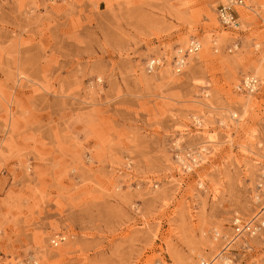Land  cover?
Segmentation results:
<instances>
[{"label": "rangeland", "instance_id": "obj_1", "mask_svg": "<svg viewBox=\"0 0 264 264\" xmlns=\"http://www.w3.org/2000/svg\"><path fill=\"white\" fill-rule=\"evenodd\" d=\"M222 1L0 0V264H196L254 215L264 0L235 30ZM246 77L257 92H236ZM223 256L264 264V230Z\"/></svg>", "mask_w": 264, "mask_h": 264}, {"label": "bare ground", "instance_id": "obj_2", "mask_svg": "<svg viewBox=\"0 0 264 264\" xmlns=\"http://www.w3.org/2000/svg\"><path fill=\"white\" fill-rule=\"evenodd\" d=\"M229 1H231V2H229ZM233 1L234 0H223L221 3H220V5L219 6H223V7H226V6H229V4H232V9L235 11V13H236V16H237V20H238V18H239V15H238V12H237V9L236 8H238V7H242L243 6V0H241L242 1V3L241 4H238V3H233ZM218 6V7H219ZM218 7H217V9H216V16L218 15ZM217 20H218V16H217ZM218 23H219V20H218ZM220 24V23H219ZM193 41L194 42H196L197 44V46H198V51L197 52H199L201 49H202V44L197 40V39H192V40H190L184 47H179V48H177L176 50H175V55L173 56L174 58L175 57H179V56H182L183 55V53H184V51L187 49V48H189V45L190 44H192L193 43ZM197 52H195V53H192V54H188L186 57H185V59H184V65H182V66H180V67H177L176 65H175V62H176V59L174 60V62H173V59H172V63H171V67H172V70H173V72L174 73H176V74H179V73H181L182 72V70L187 66V64H188V58L190 57V56H193V55H195ZM230 52H231V50H230ZM180 53V54H179ZM151 62H154V63H157L158 64V66H156L154 69H153V71H151V72H154L156 69H158L159 67H161L162 66V63H163V59H160V58H154V59H152V60H150V61H148L147 63H146V65H145V69H146V71L148 72V73H151V72H149V70H147V66L151 63ZM166 70V69H165ZM260 71V70H259ZM259 71H258V73H259ZM164 73H165V71H164ZM166 73L167 74H169V70L167 69L166 70ZM257 73V72H256ZM257 73V74H258ZM244 81H251L252 83H253V85L251 86V87H245V86H241L240 84L241 83H243ZM259 82H258V80L255 78V77H246V78H244L242 81H240V83L238 84V85H236V87H235V89H236V92L237 93H241V94H246V93H248V94H252V93H255V92H257V90H258V88H259ZM248 97V96H247ZM249 98V97H248ZM248 102V101H247ZM246 104V103H245ZM196 120V123L200 126L201 125V123L197 120V119H195ZM176 159H177V162H178V164H179V168L183 171V172H185V173H190L192 170H193V167H192V165L191 164H188V163H186V161H185V159L181 156V155H177L176 156ZM195 163H197L196 162V158H195ZM263 173H264V171H263ZM261 188H262V185L261 184H259V186L257 187V192H256V194L254 195V197H253V199H254V202H255V204L257 205V210H260L259 209V207H261V209L262 210H260L261 211V213H260V215L264 212V199L262 198V196H263V193H262V195H261V192H259V191H261ZM257 212V211H256ZM255 212V213H256ZM254 213V214H255ZM259 215V216H260ZM254 216V215H253ZM253 216H251L250 218H252ZM237 218H239L237 215H234V217L231 219V222H234V221H236L237 220ZM249 218V219H250ZM240 219V218H239ZM241 220V219H240ZM232 228V227H231ZM257 235V234H256ZM256 235H254V236H256ZM232 236V232L229 234V235H227V236H221L220 238L223 240V243H222V247H221V249H220V251L213 257V258H211V259H208V260H202V262L203 263H207V264H227V259H226V257L225 256H223V254H225V248H226V246H224V244H225V242L226 241H231V237ZM254 236H248V237H254ZM218 237H219V235L218 234H215V237H214V240H217L218 239ZM247 236H245V237H242V238H238V239H236V240H234L233 241V245L238 241V240H242V239H244V238H246ZM65 240V238L64 237H59L58 238V241H54V246H57L58 245V242H62V241H64ZM241 242V243H240ZM239 243H240V245H246L247 246V241L246 242H243V241H240ZM232 245V246H233ZM231 247V246H230ZM229 247V248H230ZM228 248V249H229ZM201 262V261H200ZM200 262H198V263H196V264H199ZM184 264V263H183Z\"/></svg>", "mask_w": 264, "mask_h": 264}, {"label": "built area", "instance_id": "obj_3", "mask_svg": "<svg viewBox=\"0 0 264 264\" xmlns=\"http://www.w3.org/2000/svg\"><path fill=\"white\" fill-rule=\"evenodd\" d=\"M231 2V1H229ZM233 3H238L241 4V0H234ZM218 20L220 25L225 28V29H232L235 30L238 28V21H237V16L235 11L232 9V4H229V6L223 7L219 6L218 7ZM197 43L193 41L192 44L189 45V48H187L182 56L179 57H173V62L176 59L175 65L177 67H180L184 65V59L188 54H192L198 51V46L196 45ZM180 54V53H179ZM158 66L157 63L151 62L147 66V70L149 72L153 71V69ZM242 87H251L253 83L251 81H244L243 83L240 84ZM259 85V84H258ZM260 210L261 207H259ZM260 210H257V212L254 214L252 218H250L247 221H242L239 218H237L236 221L231 222V227H232V238L231 241H226L224 246H226L225 250H227L230 246L233 245V241L242 238L245 236H254L258 235L260 232L264 230V220L259 218V215L261 213ZM199 264H207L203 263L202 261Z\"/></svg>", "mask_w": 264, "mask_h": 264}]
</instances>
